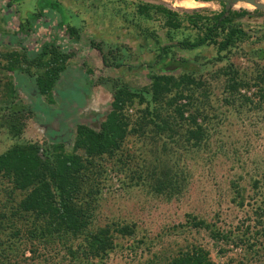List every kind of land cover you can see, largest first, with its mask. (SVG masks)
<instances>
[{
	"label": "rangeland",
	"instance_id": "374dc122",
	"mask_svg": "<svg viewBox=\"0 0 264 264\" xmlns=\"http://www.w3.org/2000/svg\"><path fill=\"white\" fill-rule=\"evenodd\" d=\"M138 1L163 3L181 15L195 9L210 16L222 7L218 0H196L203 5L194 8L176 6V0H0L2 107L11 99L10 83L19 78L13 69L44 71L33 61L44 43L54 42L70 55L54 90L40 98L31 91L33 80H17L18 96L33 115L17 137L0 126V153L15 143L57 136L68 138L65 149L71 152L76 124L99 127L116 90L138 95L123 108L128 134L119 149L95 158L92 191L83 196L91 203L84 231L31 234V220L18 219L13 226L5 220L0 264H166L195 245L214 264H264V94L254 81L264 68V11L246 8L250 14L236 21L248 38L227 50L219 53L211 43L174 47L155 63L165 30L160 17L137 16ZM238 2L232 9L245 8ZM186 26L183 22L179 38L196 35ZM180 58L188 60L196 83L185 90L190 99L177 103L189 109L185 116L199 111L204 132L199 142L189 139L187 122L175 123L173 107L155 105L156 121L168 120L170 130L153 126L145 116L147 102L139 98L150 100L145 91L154 75L178 78L182 69L162 67ZM231 67L248 83L232 93L223 74ZM38 101L42 105L36 107ZM75 153L84 155L80 149ZM10 187L0 180V215L9 213V206L3 209L11 198L23 197L19 190L6 195ZM199 220L209 228L194 226ZM122 226L133 232H119ZM102 228L110 229L113 247L105 256H91L90 238Z\"/></svg>",
	"mask_w": 264,
	"mask_h": 264
},
{
	"label": "trees",
	"instance_id": "16d2710c",
	"mask_svg": "<svg viewBox=\"0 0 264 264\" xmlns=\"http://www.w3.org/2000/svg\"><path fill=\"white\" fill-rule=\"evenodd\" d=\"M218 1L222 6L221 10L210 16L200 15L195 9L190 12L183 11L181 15L163 3L143 1L135 3L137 16L146 20L160 17L162 20L166 42L161 44L158 41L155 63L165 59L174 47L192 50L211 43L217 47L220 53L237 42L247 39V33L236 20L249 15L250 11L245 8L234 10L226 1ZM183 22L187 23L186 27L196 29L195 36L178 37ZM68 33L71 37L75 36L73 29H69ZM150 34L148 32L147 35ZM69 56L61 51L59 45L47 42L33 57L34 64L38 65V68H45L43 72L30 73L29 70L20 67L13 69L19 78L10 83L12 96L7 102L8 105L3 107L0 105V112L3 111L0 113V126L6 127L14 137L22 134L26 120L33 115V109L30 105L21 102L17 93L19 81L33 80L31 91L34 96L40 98V96L50 93L52 89L54 90L61 73L65 70V62ZM187 66L188 60L181 58L165 63L162 67L165 70L172 71L180 68L183 72L178 78L170 74L154 75L152 84L145 91L150 94V100L143 96H139V98L142 102H147L144 109L145 116L153 126L170 130L171 126L168 120L161 119L160 123L156 121L159 118L155 105L173 107L177 116L175 123L187 122L189 124L187 130L189 139L199 142L204 135L203 128L197 122L200 116L199 111L190 112L185 116L189 109L185 105L177 103L181 99L189 98L185 90L195 82L193 73L186 69ZM11 67L12 65L9 66V68ZM223 74L226 76V90H229L230 93L238 91L242 86H248L246 79L232 67L225 69ZM254 81L257 82V86L264 94V68L258 72ZM26 85L28 88L30 84ZM172 91H175L174 95L167 98L168 93ZM135 96H138L137 93L126 89L116 90L112 96V109L99 127L76 124L71 152H67L65 149L68 138L57 136L53 141L43 143L37 141L15 143L0 153V180L11 185L6 195H11L16 190L23 193V197L17 201L10 196V205H5L3 209L6 210L9 206V213L1 212L0 222L6 220L13 226L18 219L31 220L34 222L33 229H30L31 234L37 232L42 234L50 230L58 233L68 231L72 234L84 231L90 222L91 203L86 201L83 196L92 191L91 181L94 180V177L93 175L90 177V175L95 165V158L101 157L103 154L112 155L121 146L123 139L128 134V123L125 121L127 117L124 115L123 108L126 102L131 101ZM40 105L42 104L38 101L36 107ZM78 149L83 150L84 155L75 153ZM87 185L90 186L87 188ZM193 225L209 228V225L201 220L194 221ZM118 231L129 234L133 232V229L130 226H122ZM110 232L109 228H102L92 235L88 245L91 256H105L108 250L113 247ZM215 236L217 239L222 238L221 234ZM166 264L214 263L207 250L195 245L180 251Z\"/></svg>",
	"mask_w": 264,
	"mask_h": 264
},
{
	"label": "bare ground",
	"instance_id": "6f19581e",
	"mask_svg": "<svg viewBox=\"0 0 264 264\" xmlns=\"http://www.w3.org/2000/svg\"><path fill=\"white\" fill-rule=\"evenodd\" d=\"M199 1V0H198ZM196 0H176L174 3L176 6L183 8H194L203 5L201 2ZM239 3V2H238ZM255 4L264 5V0H254V3H247L246 1L242 2V6L245 8H254ZM240 5V3H239Z\"/></svg>",
	"mask_w": 264,
	"mask_h": 264
},
{
	"label": "water",
	"instance_id": "95a60500",
	"mask_svg": "<svg viewBox=\"0 0 264 264\" xmlns=\"http://www.w3.org/2000/svg\"><path fill=\"white\" fill-rule=\"evenodd\" d=\"M200 1H202V0H200ZM224 1H226L229 4L230 8H232V4H235L238 1H246L247 3H252V4L254 3V0H224ZM254 8L264 10V5L255 4Z\"/></svg>",
	"mask_w": 264,
	"mask_h": 264
}]
</instances>
